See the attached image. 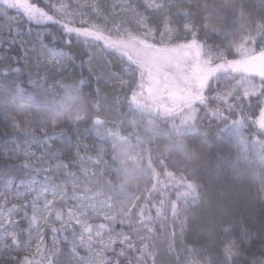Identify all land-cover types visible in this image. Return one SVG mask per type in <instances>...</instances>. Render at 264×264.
Instances as JSON below:
<instances>
[{"label": "snow or ice", "instance_id": "6c2138e0", "mask_svg": "<svg viewBox=\"0 0 264 264\" xmlns=\"http://www.w3.org/2000/svg\"><path fill=\"white\" fill-rule=\"evenodd\" d=\"M208 7L0 0V124L12 129L0 142V264H264V0L255 14L212 5L231 25ZM192 134L216 149L210 182L228 169L248 195L229 182L203 192L198 169L162 154L157 166L150 147L146 167L139 152L130 160L163 135L191 163ZM149 170L130 201L114 199Z\"/></svg>", "mask_w": 264, "mask_h": 264}, {"label": "trees", "instance_id": "16d2710c", "mask_svg": "<svg viewBox=\"0 0 264 264\" xmlns=\"http://www.w3.org/2000/svg\"><path fill=\"white\" fill-rule=\"evenodd\" d=\"M241 2L250 6V10L254 14L256 11V7L261 5V0H174V3H179V4H184V5L191 4L193 11H199V6L206 3L209 5L206 11L210 13L214 19L217 17L218 14L219 15L228 14V20L224 22L229 23L230 25H231L230 9L224 8V7L216 8V7H211V6L212 5L222 6L225 4H239ZM173 11H175V9H173ZM197 19H199V17H197ZM217 39H218L217 37L212 36L211 38H209L208 43L209 44L215 43ZM56 99L58 100L59 97H57ZM87 104H88V98L85 96V105ZM105 114L108 115L110 118L111 114L109 113H105ZM20 118L23 119V117H20ZM88 123L90 124V121ZM84 126H87V125H84ZM160 126L163 128L167 127V125L163 123ZM203 128L205 131L209 132L210 134H214L216 131V129L207 128L205 127V125H203ZM5 130L9 132L12 131L11 128L5 129L3 125L0 124V142H2L5 139L4 137ZM122 131L124 133H128L130 129L125 127L122 129ZM92 139L93 138L90 135L89 143L92 142ZM130 139H131L132 144L136 145L137 141H136L135 136L133 135L132 137H130ZM183 140L187 148L189 150H194L196 153V158L192 160L191 163L187 161L186 157L181 152H178L175 150H166L167 145H168V138L163 135L156 138L155 141L151 143L150 146L148 144H142L140 145L139 149H133L130 153L139 152V154L144 157V159L140 161V164L142 165V167H146L147 165V154H148V148L150 147L151 155L153 157V160L157 163V166H158V158L162 154L164 157L168 159V162L170 165L179 164L185 168V171L189 170V168L198 169L201 175V181L204 185V187L202 188V191L209 193L210 195L218 194L220 187L222 186V184L226 182L234 183L236 185L235 192L240 197H244L248 195V191L245 189L246 182L232 180V173L228 169H226L222 173L221 178L219 180H211L210 182V177H214L216 175V172H215V165H216L215 151L216 149L214 148L213 150H211V152H209L206 146H202L200 144V137L198 134L188 135L184 137ZM105 143L107 144L108 141H105ZM216 144H217V147H221V148L224 147L222 141L217 140ZM57 147H59V145H57ZM110 155H111V152L109 151V157ZM109 163L113 164V166H118V164L115 161H112L111 159H109ZM71 167L74 169V171L78 175L80 171L79 164L73 165ZM109 174L113 175L115 182L119 183L120 178L117 177L114 172H110L109 169L105 168L104 175L107 176ZM97 176H99V173H97ZM81 179L87 181V177L81 176ZM145 183H148V184L151 183V171L150 170L147 172H141L138 175L130 178L127 181L125 191L119 194H114V199L119 200V201H130L133 198V196L137 193V189L143 188ZM98 190H99L98 188H93V191H98ZM69 191L71 193L70 187H69L68 192ZM201 206L203 207V202H201ZM155 230L157 233V244L162 248H166L167 243L162 234L163 230L161 227V223L158 222L156 224ZM191 237H192V233L191 231H189L188 238L191 239ZM203 239L206 240L207 238L204 237ZM177 244H179V241H177ZM160 259L161 257H158V260ZM164 259L166 261V258ZM121 264H126L125 260L122 259Z\"/></svg>", "mask_w": 264, "mask_h": 264}, {"label": "rangeland", "instance_id": "374dc122", "mask_svg": "<svg viewBox=\"0 0 264 264\" xmlns=\"http://www.w3.org/2000/svg\"><path fill=\"white\" fill-rule=\"evenodd\" d=\"M165 2H167V0H165ZM131 158H137V152H132V153H130V160H131ZM78 175H80V171H79V174ZM83 177V176H82ZM69 190V189H68ZM68 195L69 196H71V193H70V191L68 192ZM160 197H159V195L158 196H156V199L158 200ZM86 254V253H85ZM110 255H114V254H112V253H110Z\"/></svg>", "mask_w": 264, "mask_h": 264}, {"label": "flooded vegetation", "instance_id": "af4514ba", "mask_svg": "<svg viewBox=\"0 0 264 264\" xmlns=\"http://www.w3.org/2000/svg\"><path fill=\"white\" fill-rule=\"evenodd\" d=\"M203 125H205V127H207V128H208V125H207V121H206V120L203 122ZM212 128H213V129H216L215 122H214V124H213V127H212Z\"/></svg>", "mask_w": 264, "mask_h": 264}]
</instances>
